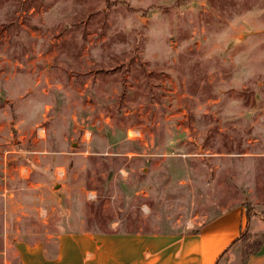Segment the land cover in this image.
Instances as JSON below:
<instances>
[{"label":"rangeland","instance_id":"rangeland-1","mask_svg":"<svg viewBox=\"0 0 264 264\" xmlns=\"http://www.w3.org/2000/svg\"><path fill=\"white\" fill-rule=\"evenodd\" d=\"M238 205L264 222V0H0V264L5 235L57 252Z\"/></svg>","mask_w":264,"mask_h":264},{"label":"crops","instance_id":"crops-1","mask_svg":"<svg viewBox=\"0 0 264 264\" xmlns=\"http://www.w3.org/2000/svg\"><path fill=\"white\" fill-rule=\"evenodd\" d=\"M254 221L246 207L238 205L194 231L130 233L117 230L121 226L117 222L109 233L62 235L57 252L41 242L26 239L9 242L6 235L3 244L6 249L14 247L17 264H241V255H235L234 249L242 234L245 231L264 234V222L252 230ZM247 264H264V241Z\"/></svg>","mask_w":264,"mask_h":264},{"label":"trees","instance_id":"trees-1","mask_svg":"<svg viewBox=\"0 0 264 264\" xmlns=\"http://www.w3.org/2000/svg\"><path fill=\"white\" fill-rule=\"evenodd\" d=\"M238 241L239 243H242V242L244 243L242 252H241L242 253L241 264H247L248 259L251 256L255 255L261 249V246L264 241V234L262 233L254 234L251 231H245Z\"/></svg>","mask_w":264,"mask_h":264}]
</instances>
